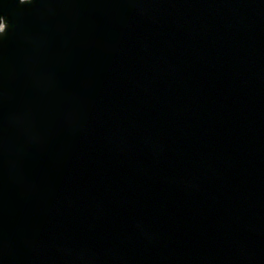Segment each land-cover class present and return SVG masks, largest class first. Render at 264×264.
Returning a JSON list of instances; mask_svg holds the SVG:
<instances>
[{
    "label": "water",
    "instance_id": "obj_1",
    "mask_svg": "<svg viewBox=\"0 0 264 264\" xmlns=\"http://www.w3.org/2000/svg\"><path fill=\"white\" fill-rule=\"evenodd\" d=\"M0 17V264H264V0Z\"/></svg>",
    "mask_w": 264,
    "mask_h": 264
},
{
    "label": "clouds",
    "instance_id": "obj_2",
    "mask_svg": "<svg viewBox=\"0 0 264 264\" xmlns=\"http://www.w3.org/2000/svg\"><path fill=\"white\" fill-rule=\"evenodd\" d=\"M27 2H30V0H20V3L21 4L27 3ZM0 23H3L5 25L4 29L3 30H0V34H3L6 31L7 24H6L5 20H4V18H2V17H0Z\"/></svg>",
    "mask_w": 264,
    "mask_h": 264
}]
</instances>
